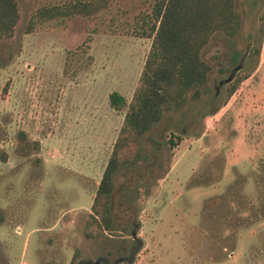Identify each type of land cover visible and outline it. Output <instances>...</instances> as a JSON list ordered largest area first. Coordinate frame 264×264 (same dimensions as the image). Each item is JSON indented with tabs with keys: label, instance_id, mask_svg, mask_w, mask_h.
Instances as JSON below:
<instances>
[{
	"label": "rangeland",
	"instance_id": "1",
	"mask_svg": "<svg viewBox=\"0 0 264 264\" xmlns=\"http://www.w3.org/2000/svg\"><path fill=\"white\" fill-rule=\"evenodd\" d=\"M17 1L14 33L0 36V264H264V0H236L240 31L202 49L207 81L115 173L104 231L92 204L152 47L156 0L51 19L37 12L74 0Z\"/></svg>",
	"mask_w": 264,
	"mask_h": 264
},
{
	"label": "trees",
	"instance_id": "2",
	"mask_svg": "<svg viewBox=\"0 0 264 264\" xmlns=\"http://www.w3.org/2000/svg\"><path fill=\"white\" fill-rule=\"evenodd\" d=\"M111 1L74 0L64 6L42 8L37 14L49 19L75 14L92 16ZM152 14L154 23L148 35L153 37L152 47L92 204L94 220L103 231L113 227L115 173L125 165L136 164L142 158L145 135L167 112L187 102L191 88L207 81L211 67L201 52L212 35L221 31L232 38L242 26L236 0H156ZM19 19L18 1L0 0V36L11 37ZM262 21L264 32V14ZM254 49L257 54L260 52L259 47ZM243 80L240 77L229 84L230 95ZM110 101L115 108L126 104L118 92L111 93ZM181 140L176 135L170 142L177 146Z\"/></svg>",
	"mask_w": 264,
	"mask_h": 264
},
{
	"label": "water",
	"instance_id": "3",
	"mask_svg": "<svg viewBox=\"0 0 264 264\" xmlns=\"http://www.w3.org/2000/svg\"><path fill=\"white\" fill-rule=\"evenodd\" d=\"M232 80H233V77H231L230 79H227L226 83H227V82H230V81H232Z\"/></svg>",
	"mask_w": 264,
	"mask_h": 264
}]
</instances>
